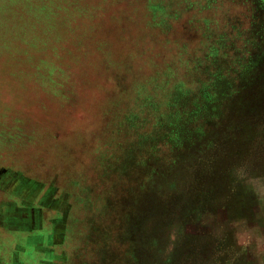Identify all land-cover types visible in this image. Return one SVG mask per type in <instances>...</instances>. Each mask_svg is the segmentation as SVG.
Here are the masks:
<instances>
[{"label":"rangeland","instance_id":"obj_1","mask_svg":"<svg viewBox=\"0 0 264 264\" xmlns=\"http://www.w3.org/2000/svg\"><path fill=\"white\" fill-rule=\"evenodd\" d=\"M0 171V264H264V0H0Z\"/></svg>","mask_w":264,"mask_h":264},{"label":"crops","instance_id":"obj_2","mask_svg":"<svg viewBox=\"0 0 264 264\" xmlns=\"http://www.w3.org/2000/svg\"><path fill=\"white\" fill-rule=\"evenodd\" d=\"M0 173H2V174H0V180H3V179H5L6 177H12L11 175L13 174V173H10V172H1L0 171ZM16 184V183H15ZM19 186V187H21L20 186V183L19 184H16V186ZM30 188V187H29ZM27 186H24V188L22 189H20V191H22V192H27V193H29V194H32L31 193V189H29ZM10 208V207H9ZM18 214V213H17ZM19 218L20 219H25V220H28L29 219V221H30V224H31V227H30V229L32 228V224L33 223H35V220H34V218H32L31 216H26V217H23V216H19ZM19 219V220H20ZM0 226H1V224H0ZM178 254V253H177ZM177 256H179V254L177 255ZM43 264V263H42Z\"/></svg>","mask_w":264,"mask_h":264},{"label":"trees","instance_id":"obj_3","mask_svg":"<svg viewBox=\"0 0 264 264\" xmlns=\"http://www.w3.org/2000/svg\"><path fill=\"white\" fill-rule=\"evenodd\" d=\"M45 10V8H43Z\"/></svg>","mask_w":264,"mask_h":264}]
</instances>
